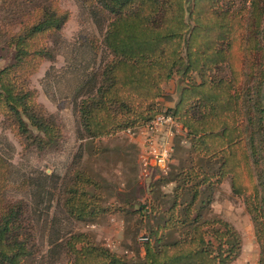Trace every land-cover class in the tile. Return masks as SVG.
I'll list each match as a JSON object with an SVG mask.
<instances>
[{"label":"trees","instance_id":"trees-1","mask_svg":"<svg viewBox=\"0 0 264 264\" xmlns=\"http://www.w3.org/2000/svg\"><path fill=\"white\" fill-rule=\"evenodd\" d=\"M84 4L98 33L72 44L64 70L73 82L80 138L137 131L164 112L182 126L190 148L167 180L175 183L172 194L136 209L142 220H152L142 258L128 259L76 231L65 240V264H232L242 235L227 219L209 215L210 190L226 179L243 199L260 246L258 264H264V0ZM69 15L54 4L36 6L9 34L14 61L0 69V117H13L39 147L57 143L62 132L26 80L53 56L43 38L60 31ZM176 74L184 85L175 106L164 110V86ZM204 161L218 166L211 170ZM13 166L0 151V182ZM100 187L80 168L63 176L53 194L71 218L87 220L111 210ZM26 211L22 200L0 193V264H27L33 255Z\"/></svg>","mask_w":264,"mask_h":264},{"label":"rangeland","instance_id":"rangeland-1","mask_svg":"<svg viewBox=\"0 0 264 264\" xmlns=\"http://www.w3.org/2000/svg\"><path fill=\"white\" fill-rule=\"evenodd\" d=\"M40 3L54 4L70 12L60 31L48 33L43 38L53 56L44 59L39 69L26 80L37 90L38 102L59 124L61 138L55 144L39 147L18 131L13 117H0V151L14 164L5 175L6 179L0 182V193L7 200H22L27 208V235L33 248L27 264H65V240L76 231L90 233L97 242L128 259H140L144 255L147 227L152 220H142L136 209L140 204H149L161 193L172 194L175 183L167 180L186 163L190 140L179 123L167 126L173 135L171 141H156L154 137L158 131L152 137L147 131L146 141H142L139 130L145 127L96 141L80 138L77 114L70 97L73 82L64 70L69 65L67 59L72 44L98 33L84 0H0V69L14 61L9 34L18 31ZM165 89L167 95L161 103L173 105L179 87L173 81ZM34 133L37 132L34 130ZM150 139L157 146L165 142L173 146L166 166L155 165L154 157L148 152ZM203 166L213 170L218 164L209 165L204 161ZM80 168L100 182L104 205L111 209L87 220L71 218L57 204L53 194L63 176L68 178ZM210 194L209 215L227 219L242 235L241 255L232 264H258L260 246L254 225L243 199L233 194L231 180L214 186ZM167 200L169 203V196Z\"/></svg>","mask_w":264,"mask_h":264},{"label":"built area","instance_id":"built-area-1","mask_svg":"<svg viewBox=\"0 0 264 264\" xmlns=\"http://www.w3.org/2000/svg\"><path fill=\"white\" fill-rule=\"evenodd\" d=\"M175 125H178V122L171 115L162 112L156 115L154 119L147 126H145V128L152 137L153 134L156 133L162 126L173 127ZM128 132L132 131L128 130ZM148 146V152L152 155V157H154L155 165L166 166L171 159L173 146L170 144L167 146L166 142L157 146L151 139L149 140Z\"/></svg>","mask_w":264,"mask_h":264},{"label":"crops","instance_id":"crops-1","mask_svg":"<svg viewBox=\"0 0 264 264\" xmlns=\"http://www.w3.org/2000/svg\"><path fill=\"white\" fill-rule=\"evenodd\" d=\"M177 75V74H176ZM176 75L170 80V82L169 83H171V82H173V81H175L176 82V85H178V87H179V93H178V96H177V98H176V100H175V102H174V104L173 105H167V103L166 104H162L161 103V106H162V108L165 110L166 108H169V107H174L175 106V104H176V102L178 101V99H179V96H180V93H181V91H182V87H183V85H184V80H183V77L180 75V76H177L176 77ZM168 83V84H169ZM167 85V84H166ZM166 85L164 86V88L166 87ZM166 90V89H165ZM165 95H167L166 93H165ZM164 98L165 97H163L162 99H161V102L162 101H164ZM181 127V129H182V126H180ZM169 127H167V126H164V127H161L159 130H158V133L155 135V137H154V139L156 140V141H163V140H165V141H171L172 140V132L168 129ZM169 130V131H168ZM182 131H184L183 129H182ZM146 132H147V130L145 129V128H142V129H140L139 130V133H142L141 135H143L142 136V141H146V136H147V134H146ZM185 141H186V139H185Z\"/></svg>","mask_w":264,"mask_h":264}]
</instances>
